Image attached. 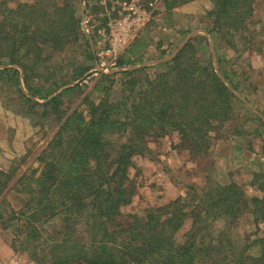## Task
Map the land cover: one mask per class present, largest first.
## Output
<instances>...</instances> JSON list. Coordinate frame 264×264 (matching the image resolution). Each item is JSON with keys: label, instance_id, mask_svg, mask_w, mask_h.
I'll return each instance as SVG.
<instances>
[{"label": "trees", "instance_id": "trees-1", "mask_svg": "<svg viewBox=\"0 0 264 264\" xmlns=\"http://www.w3.org/2000/svg\"><path fill=\"white\" fill-rule=\"evenodd\" d=\"M189 1L165 0V7L170 15ZM212 2L206 12L210 31L229 38L226 42L235 47V34L250 29L253 0ZM86 8L90 11L89 2ZM77 11L76 0H0V65L21 67L28 91L45 101H33L23 92L19 68L4 67L0 78L24 102L42 108L41 116L59 124L37 156L40 170H26L12 185L24 200L2 221L3 227H15L21 249L35 264H264V234L249 247L239 246L226 228L215 233L207 221L222 218L227 227L247 212L264 223V177L258 181L261 196H249L234 181L220 184L208 178L189 185L186 196L146 209L143 216L122 211L135 195L129 176L133 158L145 155L149 141L177 133L182 147L203 155L211 133L234 114L236 95L215 71L207 37L189 40L153 78L143 74L145 68L101 73L82 99L84 109L69 112L64 97L81 92L80 84L57 91L93 64L71 63L67 69L54 54L83 44L94 59ZM140 45L128 49L117 66L142 62L143 57L133 56ZM118 73L126 79L118 80ZM116 80L120 93L114 90ZM95 93L102 94L98 101ZM16 171L0 169V193ZM186 221L189 228L178 242L176 234ZM253 246L257 252L248 253Z\"/></svg>", "mask_w": 264, "mask_h": 264}, {"label": "rangeland", "instance_id": "rangeland-1", "mask_svg": "<svg viewBox=\"0 0 264 264\" xmlns=\"http://www.w3.org/2000/svg\"><path fill=\"white\" fill-rule=\"evenodd\" d=\"M123 1L129 3L132 0ZM88 2L91 5L89 13L94 18L86 25L85 6ZM151 2L152 6H149ZM76 3L82 29L88 30L90 38L85 35L94 59H89L83 44L70 46L64 52L54 54L57 63L67 69L71 63L93 64L82 76L62 87V90L78 84L81 87V92H69L64 97L63 107L69 112L84 109L83 97L91 93L103 73L98 70L103 69L101 60L112 59L108 56L102 59L99 55L101 49L108 50L110 46L98 45L101 38L98 30L106 28V13L112 12V4L105 6L100 0H76ZM139 4L146 9L149 16L119 58L137 42L140 43V52L133 56H141L144 60L135 65L146 64L141 67L145 68L143 74L153 78L188 37L191 40L203 35L209 41L215 71L237 93V99L234 101L235 111L230 120L220 130L211 133V145L206 154L196 156L182 147L177 133L149 141V150L145 155H135L133 158L129 176L135 195L130 204L122 207L123 213L143 216L146 209L166 204L178 196H186L189 185L206 183L208 178L220 184L234 181L242 185L249 196H261L263 192L258 181L264 177V0H253V15L247 21L250 29L235 34V47L226 42L229 38L210 31L212 24L206 12L214 6L212 0H190L174 7L170 15L166 10L165 0H139ZM120 8L119 6L118 9ZM218 56L222 58L220 63L217 61ZM119 58L116 59L117 62ZM4 67L21 68L7 64L0 65V70ZM118 67L120 66H116ZM116 78L126 79L120 73ZM23 79L24 77L20 85L23 92L33 101L44 102V98L34 96L28 91ZM119 82L116 80L114 83L117 86L114 88L116 93L121 90ZM101 95L95 93L94 100L98 101ZM41 112L42 108L24 102L15 87L0 78V169L17 170L13 180L0 193V213L3 215L0 218V264H35L21 249L23 247L15 236V227L4 228L2 221L8 219L11 210H18L24 200L23 194L13 190L12 185L26 170H40L37 156L58 129L59 124L50 116H41ZM256 173L262 175L258 176ZM207 221L215 233L226 228L231 239L239 246H246L259 234H264V223L255 222L253 215L247 212L234 225H228L229 228L222 218L208 217ZM189 223L186 221L185 226L176 234L178 242L183 241ZM12 243L18 246V251L13 250ZM249 246L250 244L247 247ZM256 252L257 247L248 249V253Z\"/></svg>", "mask_w": 264, "mask_h": 264}, {"label": "built area", "instance_id": "built-area-1", "mask_svg": "<svg viewBox=\"0 0 264 264\" xmlns=\"http://www.w3.org/2000/svg\"><path fill=\"white\" fill-rule=\"evenodd\" d=\"M100 2L105 6L108 3L112 4V12L108 11L106 13L108 20L106 28L98 30V34L101 37L98 40L99 47L106 44L110 46L108 50L101 49V52H99L102 59L105 56L112 57L110 61L101 60L100 62L101 67L107 71L116 68V59L119 58L140 28L145 24L149 13L145 8L140 6L139 0H132L129 3H125L123 0H100ZM119 6L121 7L120 9H118ZM149 6H152V2ZM147 8L149 7L147 6ZM93 18V14L90 15L89 10L86 9L84 23L87 25Z\"/></svg>", "mask_w": 264, "mask_h": 264}, {"label": "water", "instance_id": "water-1", "mask_svg": "<svg viewBox=\"0 0 264 264\" xmlns=\"http://www.w3.org/2000/svg\"><path fill=\"white\" fill-rule=\"evenodd\" d=\"M86 7V6H85ZM84 32H85V34L88 36V38H90L89 37V35H88V30H84ZM189 41V37H188V39H186L181 45H180V47L178 48V50L175 52V53H173L171 56H170V59H173L176 55H177V53L183 48V46L187 43ZM214 61H215V59H214ZM146 64H144V63H142V64H139V65H129V66H123V67H118V68H116V69H112V70H103V69H99L98 67V70H100V71H102L103 73H107V74H110V73H115V72H121V71H125V70H132V69H138V68H141V67H143V66H145ZM216 67V66H215ZM94 69H96V67L94 68ZM219 75V74H218ZM220 76V75H219ZM22 77H23V71H22V69L20 68V79H21V82H22ZM221 77V76H220ZM222 78V77H221ZM222 80L225 82V84L229 87V89L236 95L237 93L233 90V88L228 84V82H226L223 78H222ZM70 85V84H69ZM63 87V86H62ZM62 87H60L59 89H58V91H57V93L58 92H60L61 90H62ZM53 96V95H52Z\"/></svg>", "mask_w": 264, "mask_h": 264}]
</instances>
